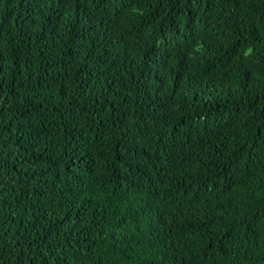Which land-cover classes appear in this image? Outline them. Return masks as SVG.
<instances>
[{
	"label": "trees",
	"instance_id": "16d2710c",
	"mask_svg": "<svg viewBox=\"0 0 264 264\" xmlns=\"http://www.w3.org/2000/svg\"><path fill=\"white\" fill-rule=\"evenodd\" d=\"M0 264H264V0H0Z\"/></svg>",
	"mask_w": 264,
	"mask_h": 264
}]
</instances>
